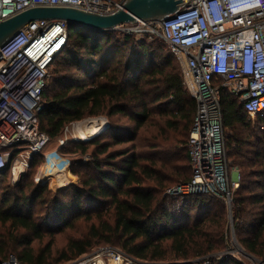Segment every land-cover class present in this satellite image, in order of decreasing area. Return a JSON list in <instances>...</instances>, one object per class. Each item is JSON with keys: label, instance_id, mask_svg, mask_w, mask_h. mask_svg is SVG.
<instances>
[{"label": "trees", "instance_id": "16d2710c", "mask_svg": "<svg viewBox=\"0 0 264 264\" xmlns=\"http://www.w3.org/2000/svg\"><path fill=\"white\" fill-rule=\"evenodd\" d=\"M67 35L69 47L52 66L62 62L49 68L40 131L51 142L69 125L101 116L133 126L119 130L112 122L110 140L98 135L58 149L69 160L68 153L90 160H70L79 183L53 198L35 182L42 155L18 185L0 182V263L13 256L20 264H64L114 247L151 264H245L215 258L232 246V221L242 249L264 261V117L249 118L240 100L220 89L227 158L240 174L232 204L210 192L171 196L192 178L188 142L197 102L169 45L146 34L68 25ZM62 234L70 235L58 247Z\"/></svg>", "mask_w": 264, "mask_h": 264}, {"label": "built area", "instance_id": "2783aa9c", "mask_svg": "<svg viewBox=\"0 0 264 264\" xmlns=\"http://www.w3.org/2000/svg\"><path fill=\"white\" fill-rule=\"evenodd\" d=\"M40 6H71L111 14L122 7V2L0 0V22ZM114 31L165 41L181 65L188 93L197 102L188 142L192 178L167 193L210 192L231 205L240 174L231 171L227 158L220 89L236 96L249 118L264 117V0H184V7L167 22H139ZM67 39L66 22L41 21L31 23L0 48V176L7 173L14 186L39 155L44 163L36 174L37 184L47 181L61 190L78 182L58 150L46 151L50 140L39 127L49 68ZM59 143L61 148L67 141L61 139ZM55 160L63 161L66 168L61 169ZM43 167L57 170L58 175L42 173ZM94 251L73 264H148L114 247ZM0 264L20 263L11 256Z\"/></svg>", "mask_w": 264, "mask_h": 264}, {"label": "water", "instance_id": "95a60500", "mask_svg": "<svg viewBox=\"0 0 264 264\" xmlns=\"http://www.w3.org/2000/svg\"><path fill=\"white\" fill-rule=\"evenodd\" d=\"M184 7V0H123L122 7L111 14H99L71 6L35 7L0 22V48L16 37L31 23L64 21L97 33L112 32L122 25L169 21ZM109 125L106 126L107 129ZM47 181L43 183L46 185ZM232 226L233 221L231 222ZM235 240V249L245 258L255 261Z\"/></svg>", "mask_w": 264, "mask_h": 264}, {"label": "rangeland", "instance_id": "374dc122", "mask_svg": "<svg viewBox=\"0 0 264 264\" xmlns=\"http://www.w3.org/2000/svg\"><path fill=\"white\" fill-rule=\"evenodd\" d=\"M69 47L68 45H67V43H66V45L64 46V48L65 47ZM127 57V56H126ZM59 62H62V59H60V58H58V59H56V62L54 63V65L52 66H50V72L52 71V69L57 65V64H59ZM49 82H50V79H49ZM48 82V83H49ZM102 121L104 122V124H105V128H106V126L107 125H109V127L107 128V129H104L101 133H99V136L102 138V140L103 141H105V140H110L111 138H110V136H109V132L112 130V128L113 127H115V126H117L116 128H119V130H124V129H126V128H132L131 126H133V124L132 123H130L129 121H128V119H126V118H123V117H116V118H114L113 120H109L108 118H106V117H104V116H101V117H97V118H87V119H85V120H83V121H81V122H76V123H73L72 125H69L68 126V128L67 129H65L64 130V133H63V135L60 137V138H58L57 140H54V141H51L50 143H49V145H48V147H47V152H51V151H54V150H58V149H61V148H63V147H61L60 148V143H59V141L61 140V139H65L66 141H67V143H69V144H77L78 142H80V141H77V139L78 138H80V136H79V133H80V129L81 130H88L89 129V122H96V124H101L102 123ZM112 122L115 124V125H113V127H111V124H112ZM98 136V135H97ZM92 138H94V137H92ZM89 141H91V140H89ZM89 141H87L86 140V142H89ZM73 142V143H72ZM82 142H84V141H82ZM131 143H127V144H125V145H121V146H116L113 150H117V149H123V148H125V147H127V146H129ZM93 149V148H92ZM91 149V150H92ZM145 152H148V151H145ZM68 156L70 157V160H82L83 162H88L89 160H90V157H88V156H80L79 154H71V153H68ZM63 159H65L68 163H69V165L71 166V162H70V160L68 159V158H66V157H63ZM229 164L231 165V160L229 161ZM231 171H235V173L236 172H239L238 171V169L237 168H235V167H233V168H231ZM32 173L34 174L35 173V170L34 171H32ZM36 177V176H35ZM68 178H70V176L68 175ZM6 179H8V176L7 175H2L1 177H0V182L1 181H4V180H6ZM51 181V180H50ZM52 182V181H51ZM79 183V179H78V182H77V184ZM43 185V184H42ZM45 186H47V188H48V190L51 192V198H53V197H55V196H57V193L59 192V190L58 189H56L54 186H51L50 185V183L49 182H47L46 183V185ZM69 187V186H68ZM169 195H171V194H169ZM216 195V194H215ZM171 196H173V195H171ZM175 196V195H174ZM217 196H219V195H217ZM215 208H218V207H216V205H213ZM80 222V221H79ZM230 226H231V234H230V242H231V247H230V249H228V250H226V251H224V252H222V253H220V254H216L215 255V258H217L218 260H223V259H226V258H228V257H231V258H237V259H239V260H241V261H243L245 264H263L264 263V261H262V260H258V259H256L255 257V261H251V260H249V259H247V258H245L244 256H242L240 253H238L237 251H236V249H235V240L234 239H236V235L234 234V231H233V226H232V223L230 222ZM74 234H75V232H74ZM68 235H70V234H62V235H60V236H58L57 238V245H58V247H60L63 243H64V238H66ZM47 240H48V238H45V241L44 242H47ZM236 241H237V239H236ZM238 243V242H237ZM239 244V243H238ZM239 246H240V244H239ZM241 247V246H240ZM242 248V247H241ZM95 251L93 250V251H91L88 255H86V256H89V255H92L93 253H94ZM252 256V255H251ZM85 256H83V257H81V258H79V259H77V260H74V261H71V262H68V263H64V264H73V263H75V262H77L78 260H80V259H82V258H84ZM253 257V256H252ZM195 262H198V263H201V262H203V264H204V260H194V261H192V262H189V263H195ZM208 263V262H207ZM148 264H151V263H148ZM161 264H163V263H161ZM179 264H182V263H179ZM185 264V263H184ZM209 264V263H208Z\"/></svg>", "mask_w": 264, "mask_h": 264}, {"label": "bare ground", "instance_id": "6f19581e", "mask_svg": "<svg viewBox=\"0 0 264 264\" xmlns=\"http://www.w3.org/2000/svg\"><path fill=\"white\" fill-rule=\"evenodd\" d=\"M63 47L61 49H63ZM88 124L90 125L88 130L85 131V130L80 129V133H79L80 138H78L77 141H86V140L91 139L92 137L95 138V136L99 135V133H101L105 129V124L103 121L101 124H96V122H89ZM55 164L59 165L61 169L66 168L65 167L66 164L63 161L55 160ZM49 171H51L50 167H43L42 169V173H45L48 175L50 174ZM57 173H58L57 170L51 171V174L58 175ZM67 177H68V174H67Z\"/></svg>", "mask_w": 264, "mask_h": 264}, {"label": "clouds", "instance_id": "9594fccd", "mask_svg": "<svg viewBox=\"0 0 264 264\" xmlns=\"http://www.w3.org/2000/svg\"><path fill=\"white\" fill-rule=\"evenodd\" d=\"M246 63H247L248 65H250V62L247 61Z\"/></svg>", "mask_w": 264, "mask_h": 264}]
</instances>
